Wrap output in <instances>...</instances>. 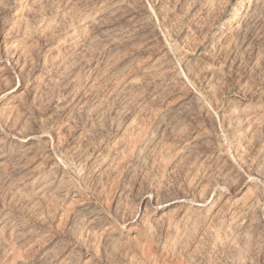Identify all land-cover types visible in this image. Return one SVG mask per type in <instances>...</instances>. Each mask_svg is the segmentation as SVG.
I'll return each mask as SVG.
<instances>
[{"label":"rangeland","instance_id":"1","mask_svg":"<svg viewBox=\"0 0 264 264\" xmlns=\"http://www.w3.org/2000/svg\"><path fill=\"white\" fill-rule=\"evenodd\" d=\"M0 264H264V0H0Z\"/></svg>","mask_w":264,"mask_h":264}]
</instances>
